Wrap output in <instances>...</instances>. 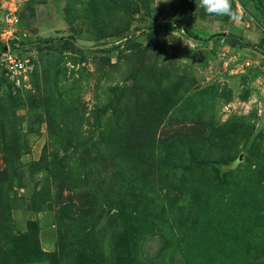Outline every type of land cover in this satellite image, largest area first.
<instances>
[{"label":"rangeland","instance_id":"rangeland-1","mask_svg":"<svg viewBox=\"0 0 264 264\" xmlns=\"http://www.w3.org/2000/svg\"><path fill=\"white\" fill-rule=\"evenodd\" d=\"M230 3L0 0V264H264V0Z\"/></svg>","mask_w":264,"mask_h":264},{"label":"clouds","instance_id":"clouds-1","mask_svg":"<svg viewBox=\"0 0 264 264\" xmlns=\"http://www.w3.org/2000/svg\"><path fill=\"white\" fill-rule=\"evenodd\" d=\"M199 7L210 16H227L235 22L241 16L238 9H233L230 0H199ZM170 41V40H169Z\"/></svg>","mask_w":264,"mask_h":264},{"label":"water","instance_id":"water-1","mask_svg":"<svg viewBox=\"0 0 264 264\" xmlns=\"http://www.w3.org/2000/svg\"><path fill=\"white\" fill-rule=\"evenodd\" d=\"M239 160H242V154L239 156V158H238Z\"/></svg>","mask_w":264,"mask_h":264},{"label":"trees","instance_id":"trees-1","mask_svg":"<svg viewBox=\"0 0 264 264\" xmlns=\"http://www.w3.org/2000/svg\"><path fill=\"white\" fill-rule=\"evenodd\" d=\"M239 160V159H238Z\"/></svg>","mask_w":264,"mask_h":264}]
</instances>
